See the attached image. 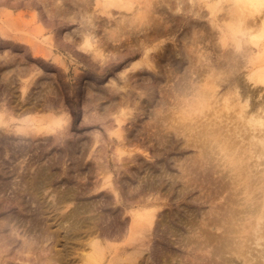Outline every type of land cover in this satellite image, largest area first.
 I'll use <instances>...</instances> for the list:
<instances>
[{
  "label": "rangeland",
  "instance_id": "rangeland-1",
  "mask_svg": "<svg viewBox=\"0 0 264 264\" xmlns=\"http://www.w3.org/2000/svg\"><path fill=\"white\" fill-rule=\"evenodd\" d=\"M263 28L257 0H0V264H73L89 223L74 264H264Z\"/></svg>",
  "mask_w": 264,
  "mask_h": 264
},
{
  "label": "bare ground",
  "instance_id": "bare-ground-1",
  "mask_svg": "<svg viewBox=\"0 0 264 264\" xmlns=\"http://www.w3.org/2000/svg\"><path fill=\"white\" fill-rule=\"evenodd\" d=\"M246 1L250 2L252 0H246ZM257 1L258 2H262V3L264 2V0H257ZM259 36L264 38V28L261 30ZM260 66H262V68L260 70L261 74L257 75V77L260 80H264V63L263 64L261 63ZM247 105H248L247 100H245V102L240 105V111H243V109ZM247 113L246 114H241V112H240L239 115L244 119V121L247 122V125L252 129V131L257 129L258 134L257 133L251 134V138H252L251 142L253 144L259 145V150H260V149L264 148L263 147V144H264V127H261V124H263V120H261L259 118L258 113H255V114L253 112H247ZM257 126H259V128H257ZM233 160H234V163L237 162V158H234ZM263 194H264V191H263ZM229 218L232 219V216L230 215ZM85 227H87V226H85ZM225 230H226V236L224 237V240H225V245L227 246L228 245L227 240L231 239V235H229V234L232 232V229L229 227V228H226ZM82 232H84L82 234V238L80 240H78L75 243V246H73V248H72V252L75 254L74 256L76 257L75 259H76L77 263L80 260H82V258L84 260H88V259L95 260V257H94L95 255H94L93 251H91V248L93 247V242L95 241L94 238L96 237V234H97L96 228L94 226H92L91 223H89L88 227L85 228V231H82ZM224 240L222 239V241H224ZM79 252H81V254H82L81 257L77 255ZM73 253H71V255ZM76 262L73 261V264L76 263ZM61 264H62V262H61ZM133 264H141V262L133 263Z\"/></svg>",
  "mask_w": 264,
  "mask_h": 264
}]
</instances>
